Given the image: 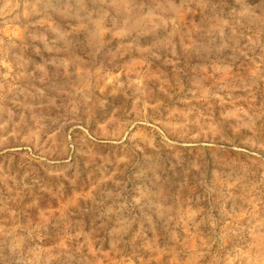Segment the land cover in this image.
<instances>
[{
  "label": "rangeland",
  "instance_id": "1",
  "mask_svg": "<svg viewBox=\"0 0 264 264\" xmlns=\"http://www.w3.org/2000/svg\"><path fill=\"white\" fill-rule=\"evenodd\" d=\"M257 212L264 0H0V264H234Z\"/></svg>",
  "mask_w": 264,
  "mask_h": 264
},
{
  "label": "clouds",
  "instance_id": "2",
  "mask_svg": "<svg viewBox=\"0 0 264 264\" xmlns=\"http://www.w3.org/2000/svg\"><path fill=\"white\" fill-rule=\"evenodd\" d=\"M72 161L73 157L70 155L68 160H63L62 163H60V167L67 171L75 166ZM76 163L78 162L76 161ZM40 167L47 173L44 164H41ZM56 183L57 182L53 184H42L41 192L35 194L39 196L42 206L52 203L54 200L53 195H59L58 192L50 195L43 191L45 188L53 187ZM67 194L68 189L65 190V195ZM233 235L236 236L237 243L233 248V252L229 254V257L234 264H264V215L258 212L251 214L246 235L243 229L240 233H233Z\"/></svg>",
  "mask_w": 264,
  "mask_h": 264
}]
</instances>
